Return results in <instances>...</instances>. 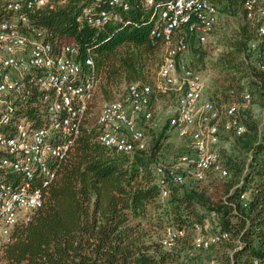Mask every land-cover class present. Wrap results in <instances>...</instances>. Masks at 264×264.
Returning <instances> with one entry per match:
<instances>
[{
	"label": "trees",
	"instance_id": "trees-1",
	"mask_svg": "<svg viewBox=\"0 0 264 264\" xmlns=\"http://www.w3.org/2000/svg\"><path fill=\"white\" fill-rule=\"evenodd\" d=\"M34 1L22 0L21 8L13 12L8 9L9 0H0V22L23 15L46 31L45 41L53 49L75 44L82 60L88 49L94 62V96L112 102L123 87L149 85L145 84L148 78L156 75L162 45L151 36L155 24L149 9H113L108 0H53L41 7ZM29 3H33L30 8ZM218 3L222 11L242 10L238 0ZM89 6L110 14L101 28L82 21V10ZM245 21L211 64L214 77L205 96L217 107L241 102L244 93L258 97L264 107V38H259L254 24ZM187 42L194 57L189 66L201 72L197 65L204 53L200 46H192L191 38ZM16 116L36 120L29 108L16 111ZM243 124L246 133L238 139L246 137L241 141L246 158L224 167L228 181L211 182L199 190L171 186L165 201L160 200L153 168L168 139V125L149 151L130 155L107 150L95 140L98 131L82 127L59 163L56 179L42 187V206L26 224L16 226L11 243L0 254V264H197L201 252L191 255L190 242L195 226L202 225L210 213L216 214L219 227L230 235L229 242L210 250L216 264L263 262L264 114L260 127L254 122ZM244 193L246 207L240 201ZM167 227L184 229L186 234L172 252L161 248L160 238L152 239L153 231L162 233Z\"/></svg>",
	"mask_w": 264,
	"mask_h": 264
},
{
	"label": "built area",
	"instance_id": "built-area-1",
	"mask_svg": "<svg viewBox=\"0 0 264 264\" xmlns=\"http://www.w3.org/2000/svg\"><path fill=\"white\" fill-rule=\"evenodd\" d=\"M53 0H35L41 7ZM66 0H62L65 2ZM244 19L257 27L264 38V0H238ZM22 0H9L8 9L18 11ZM109 7L127 11L132 6L151 11L154 41L162 45V62L154 87L129 84L120 99L102 105L97 120L96 142L116 154L147 152V138L137 125L136 115L151 129L158 126L151 110L160 96L173 95L176 111L167 122L178 138H189L192 154L181 155L175 166L157 162L153 168L160 199L168 198L171 186H181L188 174L196 182L207 174L227 177L216 149L220 136L242 137L245 125L237 119L238 103L215 106L205 96V80L185 60L192 44L205 45L219 20L218 0H108ZM29 3L28 7H32ZM110 14L89 6L82 21L101 28ZM46 31L31 25L19 15L0 22V254L12 241L17 225L26 224L42 206V187L52 183L63 161L80 136L94 98V62L86 50L83 60L75 44L58 51L45 41ZM252 49H255L253 44ZM264 55V51L261 53ZM264 69V66L261 67ZM28 101L31 102L28 105ZM251 101L244 93L242 103ZM29 108L36 120L16 116ZM243 207L248 195H240ZM184 229L165 228L159 240L166 252L175 251L185 239ZM216 214L206 216L194 228L190 242L193 251L204 252L229 242ZM228 255L231 257L232 251ZM208 264H216L211 259ZM250 264H264L252 259Z\"/></svg>",
	"mask_w": 264,
	"mask_h": 264
},
{
	"label": "rangeland",
	"instance_id": "rangeland-1",
	"mask_svg": "<svg viewBox=\"0 0 264 264\" xmlns=\"http://www.w3.org/2000/svg\"><path fill=\"white\" fill-rule=\"evenodd\" d=\"M218 18V24L212 35H210L207 43L205 45H192L193 47L200 46L202 52L204 53L203 62L199 63L197 66H199L201 73L204 76L205 86L207 87V89H209L214 77V74L211 70V64L225 50V45L234 36L236 30L238 29L239 23H243L245 21L241 9L233 11L231 8L230 10L222 11L219 7ZM185 60L188 64H191V62L194 61L193 54L190 50L185 54ZM155 77L156 75H152L151 77H149L147 81L148 83L145 84H149L151 87H154ZM124 90L125 89L123 87L121 89V92L114 96L113 100L120 99L121 95L124 93ZM206 94H208V92ZM251 99L252 100L247 104L238 102V113L236 117L246 125L254 122L260 127V122L264 114V107L261 104L262 101L259 100V98L255 95H253ZM106 102L107 101L103 100L100 96H94L90 105L88 117L85 121V126L87 128L95 129L96 131H98V116L102 105ZM151 110L153 113L154 121L158 123V126L154 129H151L148 124L141 119L140 115H136L137 125L145 132L148 143V151L153 146L154 142L157 139V136L164 130V128L167 127V122L174 116L176 111V99L173 95L160 96L156 101L152 102ZM166 135H168V139L162 143L161 150L157 154V161L163 165L175 166L178 158L181 155L192 154L190 139L178 138L176 132L173 129H166ZM245 138L246 137L238 139V137H234L230 134H222L220 136L219 143L216 149L221 158L223 167L228 168L229 161L238 163L239 158H246V152L241 146V141ZM229 179L230 175L225 179H220L215 175L207 174L204 181L196 182L192 180L188 174H185V182L183 185H181V187L185 190H199L208 188L211 182H226ZM166 199L167 198L160 200L165 201ZM160 236V231H153L152 239L158 240ZM210 250L201 252V255L197 257V264H208V262L212 259L211 254H213ZM193 252L195 253V255L199 253V251Z\"/></svg>",
	"mask_w": 264,
	"mask_h": 264
}]
</instances>
